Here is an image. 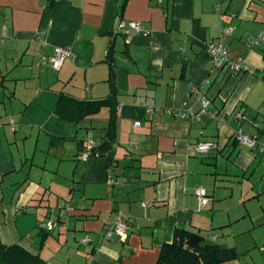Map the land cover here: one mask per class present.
I'll return each instance as SVG.
<instances>
[{
  "label": "crops",
  "instance_id": "1",
  "mask_svg": "<svg viewBox=\"0 0 264 264\" xmlns=\"http://www.w3.org/2000/svg\"><path fill=\"white\" fill-rule=\"evenodd\" d=\"M134 21L148 33L127 41L117 31ZM227 28L223 43L246 74L206 51ZM57 49L72 53L59 70ZM110 95L114 108L85 119L68 100ZM237 129L264 136V0H0L1 243L46 264H158L186 229L237 251L222 264H264V244L253 255L239 240L250 215L232 179L257 159ZM204 141L215 148L196 153ZM117 222L124 238L106 240Z\"/></svg>",
  "mask_w": 264,
  "mask_h": 264
},
{
  "label": "trees",
  "instance_id": "2",
  "mask_svg": "<svg viewBox=\"0 0 264 264\" xmlns=\"http://www.w3.org/2000/svg\"><path fill=\"white\" fill-rule=\"evenodd\" d=\"M111 54L112 50L108 53V62L111 65L113 79L114 66ZM68 100L76 106L77 117L82 119L97 114L102 109H112L117 103L115 95L87 101H77L73 98ZM102 144L101 148L106 149V152L109 153L112 148L110 138L105 139ZM237 257L238 253L234 248L226 249L207 242L203 236L196 232L177 229L173 241L165 243L161 247L158 264H222ZM0 264H46V262L39 255L30 253L18 244L5 245L0 242Z\"/></svg>",
  "mask_w": 264,
  "mask_h": 264
},
{
  "label": "built area",
  "instance_id": "3",
  "mask_svg": "<svg viewBox=\"0 0 264 264\" xmlns=\"http://www.w3.org/2000/svg\"><path fill=\"white\" fill-rule=\"evenodd\" d=\"M217 11H220V8H217ZM7 27L3 26V32L1 34L2 40L10 39L6 33ZM139 32V33H145L147 34L148 31L144 28L141 22H131L128 26L122 25L117 33H122L126 37V40L129 41L132 35V32ZM231 29H223L222 30V38L218 42L210 41L207 43L206 51L208 52V55L213 63V65L217 68L226 69L232 74H235L237 76L246 74L251 71L248 64H246L245 60L243 58H239L237 60H233L229 57L228 50L226 46L223 43V39L230 34ZM109 53V52H108ZM71 51L69 49H57L55 50L53 56L51 57V65L52 68L55 70H59L63 64V62L68 59L71 56ZM203 106L208 104L207 100L202 101ZM155 109H148L149 113L154 112ZM170 113H173L175 116H180L181 114L178 112H172L169 110ZM185 116V115H184ZM183 116V117H184ZM236 118L238 120H242L243 116L242 113H237ZM9 127L11 131H14L15 122L14 120H10ZM235 140L240 143L247 145L250 149L253 151H260L264 153V144L260 142V140L257 137L251 136L244 132L243 129H237L235 131ZM135 145V144H133ZM215 148L214 142L211 141H204L199 142L195 146V152L198 154H207L209 151L213 150ZM195 194L197 197V200L199 202V205H202L204 202V199L206 197V192L203 188L198 187L195 190ZM54 225V221H51L49 226L46 228L48 230H51ZM127 231V226L121 222H117L114 227L108 229L104 233V237L106 240H113L114 238L122 239L125 236V233ZM93 239L90 236H84L78 240V243L83 246H87L89 244H92Z\"/></svg>",
  "mask_w": 264,
  "mask_h": 264
},
{
  "label": "rangeland",
  "instance_id": "4",
  "mask_svg": "<svg viewBox=\"0 0 264 264\" xmlns=\"http://www.w3.org/2000/svg\"><path fill=\"white\" fill-rule=\"evenodd\" d=\"M106 112L107 110H103L101 116ZM262 139L260 142L264 144V136ZM249 150L257 161L249 171L241 172L238 177L233 178L232 184L237 203L241 201L238 205L240 210L244 215H250L245 222L251 230L239 237L240 243L245 242L248 248L252 249V253L254 249H257L253 254L257 255L259 251L257 246L261 247L264 244L262 242L264 241V153ZM50 223L51 220L46 221L47 227ZM255 245L257 246L253 248Z\"/></svg>",
  "mask_w": 264,
  "mask_h": 264
}]
</instances>
